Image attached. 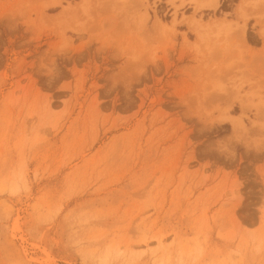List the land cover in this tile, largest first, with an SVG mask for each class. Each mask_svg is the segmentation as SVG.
<instances>
[{"label":"rangeland","instance_id":"1","mask_svg":"<svg viewBox=\"0 0 264 264\" xmlns=\"http://www.w3.org/2000/svg\"><path fill=\"white\" fill-rule=\"evenodd\" d=\"M196 3L0 0V264H264V0Z\"/></svg>","mask_w":264,"mask_h":264},{"label":"bare ground","instance_id":"2","mask_svg":"<svg viewBox=\"0 0 264 264\" xmlns=\"http://www.w3.org/2000/svg\"><path fill=\"white\" fill-rule=\"evenodd\" d=\"M192 2H197L196 3V9H199V8H201V7H205V8H209V9H216L217 7H218V5H219V0H203V2H205V4H202V3H200L201 1L200 0H191ZM244 3H246V0H242V2H241V4H239V7H238V10H241L242 9V7H243V4ZM249 3V2H248ZM253 3V2H252ZM242 11V10H241ZM155 23V26L156 27H161L162 29H165L166 28V25H164L163 23H161V21L159 20V19H156V21L154 22ZM175 23H176V21H174V22H172L171 24H172V26H175ZM230 24L231 23H226L225 21H214L212 24H210V26L209 27H211V28H214V29H216V31L218 32V33H225V32H230L231 31V33H232V29H234V28H232V27H234V26H230ZM206 26H208V25H206ZM206 26H204L205 28H207ZM171 27V26H170ZM170 27H167V28H170ZM235 27H237V25L235 26ZM241 28H243L242 26H240ZM172 28V27H171ZM202 28V27H201ZM204 28V29H205ZM230 28H231V30H230ZM239 28V27H238ZM203 29V30H204ZM208 29V28H207ZM236 29V28H235ZM203 30H201V31H203ZM211 30V29H210ZM230 30V31H229ZM238 31H239V29H237ZM241 30V29H240ZM240 33H239V36L238 37H240V39L242 40L241 42L239 41L238 43L240 44V43H242L244 46H248V45H246V43H245V41H244V28H243V30H241V31H239ZM213 33V32H212ZM236 33H238V32H236ZM234 34L233 33V35H237V34ZM227 34V33H226ZM229 34V33H228ZM231 35V34H230ZM202 36V35H201ZM201 36H200V38H201ZM229 36V35H228ZM232 36V35H231ZM230 36V37H231ZM221 37V36H220ZM229 37V38H230ZM264 37V36H263ZM224 38V37H223ZM227 38V37H226ZM199 42H200V40H198ZM222 41V40H221ZM229 43V42H228ZM215 45V44H214ZM242 45V46H243ZM213 46V45H212ZM211 46V47H212ZM231 49V48H230ZM246 50V49H245ZM259 50V49H258ZM221 53V52H220ZM233 124H234V130H236L237 129V126H239V123H240V117H233ZM159 244H160V246H162L161 245V241H159Z\"/></svg>","mask_w":264,"mask_h":264},{"label":"crops","instance_id":"3","mask_svg":"<svg viewBox=\"0 0 264 264\" xmlns=\"http://www.w3.org/2000/svg\"><path fill=\"white\" fill-rule=\"evenodd\" d=\"M237 2H242L241 0H237ZM227 21H232V22H234L235 20H228L227 19ZM243 21H241L240 22V25H241V23H242ZM249 23H251V20H247L244 24H243V26H245L244 27V29H245V31H244V38H245V42L247 43V40H246V37H247V29H248V25H249ZM253 27H254V25H253ZM256 32V31H255Z\"/></svg>","mask_w":264,"mask_h":264}]
</instances>
